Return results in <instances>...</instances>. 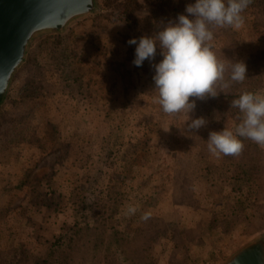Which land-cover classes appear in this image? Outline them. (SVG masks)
I'll return each instance as SVG.
<instances>
[{"label":"rangeland","instance_id":"rangeland-1","mask_svg":"<svg viewBox=\"0 0 264 264\" xmlns=\"http://www.w3.org/2000/svg\"><path fill=\"white\" fill-rule=\"evenodd\" d=\"M162 1L99 0V11L76 21L63 33L42 35L32 43L27 61L16 73L0 108L9 104L5 113H20L21 90L26 89L32 99L28 106L40 118L35 135L39 140L48 141L57 130L63 141L81 150L80 156L91 142L97 145L88 161L84 156L77 162L66 157L62 165L58 162L64 154L58 150L43 151L38 144L18 141L15 136L13 143L0 146V264H33L35 256L47 254L50 245L37 247V242L29 238L41 233L36 226L38 214L30 210L31 224L17 211L28 189L19 188L28 178L26 169L31 172L30 181L52 178V186L66 194L64 203L74 187L80 189V201L45 219L44 239L53 233L75 232L85 222L90 223V210L81 206L84 198L98 200L105 194L120 197L124 203L129 201L122 208L129 218L123 232L127 246L133 245L135 221L141 218L133 212V197L140 198L151 214L165 216L172 229L181 223L193 227L199 217L205 223L202 225L208 222L207 229L203 226L204 234L186 240V249H178V255L170 251L171 242L164 240L157 246V254L149 253L147 260L138 264H223L244 244L264 234V147L241 138L244 147L239 154L226 156L227 168L222 154L215 155L208 149L209 133L225 128L234 131L242 123L243 113L231 105L225 112L219 102L212 103L211 99L193 110L165 113L153 81L154 65L162 58L156 54L154 60H146L150 69L132 63L135 53L128 41L139 35H153V13ZM253 9L243 11L244 23L238 29L210 26L214 35L208 43L226 69L214 89L224 101L229 92L240 96L254 91L264 96V12ZM170 13L168 9L163 27L175 20H169ZM50 42H62L68 57L83 65L84 79L102 93L99 106L86 108L77 92L63 82L49 60ZM240 60L247 64V77L243 82L231 81V65ZM41 82L46 88L38 96L36 85ZM193 100L190 97V102ZM195 117H203L206 124L189 131L188 125ZM99 153L104 155L102 160ZM256 154L260 155L255 167L258 172L250 177L251 182H245L241 180L247 176L245 163H254ZM208 164L212 174L205 179ZM255 183H260V188ZM192 193L196 199L189 195ZM173 200L187 209L173 210ZM193 205L201 206L197 207L201 210L197 218L190 210ZM213 217L224 220L217 222ZM75 258L71 264H125L119 252L94 248L76 253Z\"/></svg>","mask_w":264,"mask_h":264},{"label":"trees","instance_id":"trees-1","mask_svg":"<svg viewBox=\"0 0 264 264\" xmlns=\"http://www.w3.org/2000/svg\"><path fill=\"white\" fill-rule=\"evenodd\" d=\"M182 2L183 0L162 1L156 13H153L155 24L152 26V36H155L162 28H164L162 26V19L164 18V16H167L168 9L169 12H171L169 14L170 20V18L172 19L173 17H177L180 14H184L186 7L189 4L194 3V0H186L181 5ZM248 8L258 9L264 12V0H251ZM210 26L213 27V25ZM142 36L145 35H139V38ZM52 45H54L53 48ZM52 45L48 49L49 60L52 64H54L53 66L56 68V72L63 76V82L67 84V86H69V89L71 91L77 92L78 99L81 103H86V108L94 109L99 106V101L102 98V93L99 91H95L93 89L95 85L92 82H87L84 79L86 74L83 70V65L77 63L76 61L73 62L70 57H68L69 55L67 54L66 48L64 46L62 47V42H54L52 43ZM135 47V45H132L134 53ZM157 55L163 58L161 55V50L159 48L157 49ZM147 64L148 63L145 64L144 62L143 65L146 66ZM146 68L150 69L149 66H146ZM32 86H34L33 83L31 84V87ZM36 86V92H38L36 95L41 96L43 93V88L45 89L46 86L42 82L38 83ZM252 93H254V91H252ZM227 95L228 98L226 101H224L222 99V96L219 94L216 97L205 96L203 99L193 97V99L195 100L197 108H199L200 105H207V103H209L207 101L211 99L210 102H219V107H223V109H226L227 106H230L232 104V101L234 99H237L239 97V94H236V92H229ZM11 97H13L12 94L9 98ZM20 100V113L13 112V114L11 113L10 115L5 113L7 107H9V104H6L4 108H0V129L2 130V132L0 133V146L6 147L7 144L13 143V136H15L18 137L16 138L18 139V141L26 142L28 144L31 143L33 145L38 144L39 148L43 151L58 150L60 152V155L64 154V157L60 158L58 165L64 164V158L66 157L74 158V162L80 161L83 156L87 161L89 160V156H92L94 145H97L95 144L96 142H94V144L91 142V146L87 147L85 152H82L84 155L80 156L81 150L75 149L72 144L67 143V141H63V137L59 136L60 133L57 130H55L54 134L49 137L48 141L44 142L43 140H39L35 135L40 129L38 123V120L40 118L36 110H34L33 107L28 106V102L32 99L26 89L21 90ZM226 111L228 110L226 109L225 112ZM23 131H25V136H22ZM98 156L100 160H102L104 157L103 153H99ZM226 158V155L222 154V163H224V166H226L227 164ZM254 158V163H245L247 176L241 177L244 178L241 180L245 182H251L250 177L258 172L256 170V164L260 160V155L256 154ZM225 168H227V166ZM211 169L212 168L208 164L204 171V174L207 175V177L205 176V179H210L209 176L210 174H212ZM83 172L85 173V175L89 174L86 170ZM30 173V170L26 169V175L28 178L19 185L20 189H28L25 191V197L23 198L22 204L18 206L17 211H20V213L25 217L26 221L29 220L32 224L33 219L31 217L32 213H30V210H34V212L38 214L36 226L41 231V233L36 237L31 235L29 238L37 242V247L42 246L45 243H50V245L47 247V254H45L44 256H35V261L33 264H71L76 260V253H82L83 250H88V248L102 249L105 251V253L117 251L119 252V254H122V258L125 264H138V261H141L143 259L147 260V256L149 253L157 254L156 248L164 240L165 242H171L169 244V249L170 251L173 250L174 252H176L178 249H186V240H192V238H194L193 235L204 234V227L206 229L208 228V222L206 223V226L202 225L205 223L203 219L199 217L201 212V210H199L201 209L200 205L197 206L199 209L194 205L191 206L190 209L193 212V217L196 215V218H200L197 219V223L195 226L186 227V225L181 223L179 224L180 227H174L172 229V224H170L169 220L165 216L151 214L150 210L147 208V205L142 203V200L140 198L138 199L136 197H133V199L131 200L135 205V209L133 210V212L138 213L141 218L139 217L135 221L133 230V245L127 246L126 238L123 232L126 227L125 224L127 223V220H129V218L128 215H126V212L122 211V208H124V206H126L129 201L126 200L127 203H124V201L120 199V197H113L111 194H105V197H102L98 200H88L87 197L84 198L86 203L83 202V205L81 206H83V209L90 210L91 215L93 216L90 223L85 222V226L80 227V229L76 230L75 232H67L63 234L53 233L50 238L44 239L45 234L43 233V231L45 232V230L47 229V226L45 225V219L50 218L51 216L67 209L69 207V204L74 205L78 201H80V189L74 187L72 189V192L69 194L68 202L64 203V196L66 194L62 191V189L60 190L52 186V178H48L45 181L42 179L30 181L28 180L30 177ZM255 184L260 188V183ZM174 192H176V190H174ZM189 195L195 198V194L192 193ZM235 196L238 199V193ZM174 204L177 206H172V209L175 211L183 212L185 211V209H187L183 204H178L173 200V205ZM192 204L193 203H191L190 205ZM81 216L82 215H80V217ZM183 218L184 213L181 214L180 220ZM213 218L212 220H215L217 222L224 220L218 217H215L214 219ZM225 218H228V216ZM31 233L33 234L34 231H32ZM176 255H178V251ZM61 258L65 260L66 263L64 261H61ZM183 258L185 261L188 260V257Z\"/></svg>","mask_w":264,"mask_h":264},{"label":"clouds","instance_id":"clouds-1","mask_svg":"<svg viewBox=\"0 0 264 264\" xmlns=\"http://www.w3.org/2000/svg\"><path fill=\"white\" fill-rule=\"evenodd\" d=\"M250 3L251 0H194L184 14L168 22L155 36L128 41L129 45L136 46L132 61L136 67L143 66L146 60H154L157 49L161 50L163 58L154 65L153 81L165 113L195 109V100L190 102V97L203 99L218 95L215 85L223 79L226 69L208 43L214 35L210 25L240 28L244 23L242 13ZM246 77L244 61L231 65V81L243 82ZM231 107L243 113L242 123L234 131L225 128L210 132L209 151L215 155H237L244 147L241 138L264 147V96L245 92L232 101ZM205 124L203 117L193 119L188 130H198Z\"/></svg>","mask_w":264,"mask_h":264},{"label":"water","instance_id":"water-1","mask_svg":"<svg viewBox=\"0 0 264 264\" xmlns=\"http://www.w3.org/2000/svg\"><path fill=\"white\" fill-rule=\"evenodd\" d=\"M98 1L0 0V106L34 40L65 32L76 21L99 11ZM223 264H264V234L244 244Z\"/></svg>","mask_w":264,"mask_h":264},{"label":"built area","instance_id":"built-area-1","mask_svg":"<svg viewBox=\"0 0 264 264\" xmlns=\"http://www.w3.org/2000/svg\"><path fill=\"white\" fill-rule=\"evenodd\" d=\"M205 264H209V262L205 263Z\"/></svg>","mask_w":264,"mask_h":264}]
</instances>
